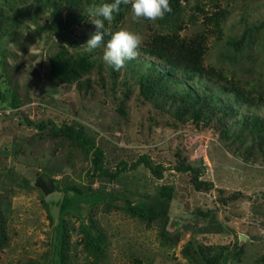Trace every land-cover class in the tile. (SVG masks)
<instances>
[{"label":"rangeland","instance_id":"rangeland-1","mask_svg":"<svg viewBox=\"0 0 264 264\" xmlns=\"http://www.w3.org/2000/svg\"><path fill=\"white\" fill-rule=\"evenodd\" d=\"M55 2L0 0V264H54L64 195L56 187L67 186L109 201L65 216V264H264V130L243 124L246 117L264 119V0H182L176 18L155 22L134 20L131 5L122 4L124 19L116 22L114 14L105 28L137 33L142 45L120 71L104 63L105 46H85L96 31L88 9L113 0L74 10ZM174 32L203 43L210 75L178 84L163 79V91L148 92V77H158L152 63L164 65L142 48L156 33ZM63 49L94 61L79 82L51 74L49 59ZM188 87L201 104L179 117ZM204 88L233 111L214 104ZM79 124L103 149L110 171L147 155L166 168L163 179L144 165L115 181L94 177L90 156L56 135ZM195 176L213 187L196 190ZM161 185L175 187L166 228L162 219L148 222L122 210L125 198L137 202ZM91 222L106 236L99 260L82 232Z\"/></svg>","mask_w":264,"mask_h":264},{"label":"trees","instance_id":"trees-1","mask_svg":"<svg viewBox=\"0 0 264 264\" xmlns=\"http://www.w3.org/2000/svg\"><path fill=\"white\" fill-rule=\"evenodd\" d=\"M65 5L69 6L72 10L80 5L90 4L91 0H59ZM44 4L56 6L55 0H43ZM170 6L172 11L167 13L164 18L173 19L176 18L182 10V0H170ZM125 10L123 6H120L119 13H114L116 22H120L125 17ZM89 14V13H88ZM84 15L78 18H74L73 21L80 24ZM106 32L110 30L105 28ZM110 39L109 35H105L104 44L106 46L107 41ZM142 50L153 58L159 60L164 67L161 69L152 63V68L158 71L157 79L149 76L148 92H153V89L163 91L162 80H172L175 84L180 82H186V79H194L196 76L200 78H208L210 72L204 64L205 47L203 43H199L191 40L187 42L182 40L181 37L174 32L173 34H159L156 33L152 41L147 44ZM50 67L52 76L62 83H74L79 82L80 79L94 66V61L91 60L90 54L82 53L76 57H73L68 53L66 49L61 50L57 54L53 55L50 59ZM175 77V78H174ZM181 78V79H180ZM152 89V90H151ZM204 93L207 97L219 104L221 101L217 96L209 92L208 88H204ZM150 93L147 94L149 96ZM185 96H181L182 106L178 109L177 114L179 117H183L186 111L196 107L197 103L200 105V98L193 88L188 87V91L184 93ZM170 96L171 100H175L174 95ZM13 106L18 107L19 100L17 95L12 94ZM181 104V103H180ZM220 105V104H219ZM221 106V105H220ZM223 107V106H221ZM223 110L233 111V104L227 103ZM123 112V111H122ZM244 125L248 126L252 124L253 131L257 130L263 132L264 119L259 117H246L244 118ZM39 129L44 130L46 123L37 125ZM59 132V134H57ZM56 133L57 136H64L67 138L81 153L86 157L90 156L91 161V174L96 177H105L111 181H115L120 175L126 171L137 168L140 165H144L148 168L153 176L157 179H163L166 168L161 165H153L151 159L147 155L139 157V159L128 164L127 162H120L117 165L115 171H110L105 167L104 151L99 147L96 141L88 134L87 128L82 125H66L59 129ZM179 170H184V165L180 164L176 166ZM194 186L196 190L203 191L213 187L211 182L201 181L197 176L194 177ZM57 190L64 192L63 199L59 204L60 219L54 229V264H65L66 260V245L68 235V224L65 216H67L72 210H76L83 213L87 207H93L101 202H108L106 195L100 192H83L76 186H67L64 189L56 187ZM175 187L173 185H161L154 193H147L144 198L139 199L137 202H133L129 198L124 199V206L121 207L124 212L132 217L140 220L155 222L160 219L164 221V227H167V218L170 213L171 203L174 199ZM236 198V197H234ZM82 232L85 237L86 249L95 254L98 260L101 258L99 255L104 253V241L106 239L105 233L101 231L95 223H90L89 226H83ZM94 232L96 234H94ZM226 263L230 261L229 257L225 258Z\"/></svg>","mask_w":264,"mask_h":264},{"label":"clouds","instance_id":"clouds-1","mask_svg":"<svg viewBox=\"0 0 264 264\" xmlns=\"http://www.w3.org/2000/svg\"><path fill=\"white\" fill-rule=\"evenodd\" d=\"M131 5L133 19L139 21L149 20L155 22L164 19L167 13L172 11L170 0H113L111 3L92 4L88 13L96 31L86 43L89 51H93L104 44L105 35H109L103 50L102 59L104 63L120 71L125 67L126 62L135 60L139 55V48L142 45V37L127 30H118L114 33L105 31V21L109 24L114 19V13H119L120 6Z\"/></svg>","mask_w":264,"mask_h":264}]
</instances>
